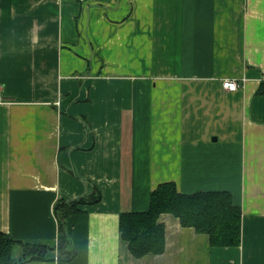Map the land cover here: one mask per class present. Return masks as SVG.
<instances>
[{"label":"crops","instance_id":"obj_1","mask_svg":"<svg viewBox=\"0 0 264 264\" xmlns=\"http://www.w3.org/2000/svg\"><path fill=\"white\" fill-rule=\"evenodd\" d=\"M164 181L231 191L240 245L165 213L134 256L120 215ZM95 189L75 256L23 264H264V0H0V230L56 247L57 202Z\"/></svg>","mask_w":264,"mask_h":264},{"label":"trees","instance_id":"obj_2","mask_svg":"<svg viewBox=\"0 0 264 264\" xmlns=\"http://www.w3.org/2000/svg\"><path fill=\"white\" fill-rule=\"evenodd\" d=\"M101 199L100 192L95 189L89 196L57 202L55 213L60 224V236L56 247L24 242L0 230V264L44 260L48 252L54 249H58V258L71 260L75 256L74 249L64 248L70 240L64 225L66 219L79 210V204H95ZM165 213L179 218L183 226L207 233L212 245L238 246L242 241L243 210L235 202L231 191L202 190L183 193L175 181H164L152 190L147 210L126 211L120 215L121 236L128 242L134 256L159 254L165 250L166 227L160 221L161 215Z\"/></svg>","mask_w":264,"mask_h":264},{"label":"built area","instance_id":"obj_3","mask_svg":"<svg viewBox=\"0 0 264 264\" xmlns=\"http://www.w3.org/2000/svg\"><path fill=\"white\" fill-rule=\"evenodd\" d=\"M240 84H239V81L237 79H225L223 80V87L228 89V90H237L239 88Z\"/></svg>","mask_w":264,"mask_h":264},{"label":"rangeland","instance_id":"obj_4","mask_svg":"<svg viewBox=\"0 0 264 264\" xmlns=\"http://www.w3.org/2000/svg\"><path fill=\"white\" fill-rule=\"evenodd\" d=\"M90 194H92V193H90ZM90 194H88L87 196H89ZM84 196H86V195H84ZM81 197H83V196H79V197H77L76 199H79V198H81ZM75 199V200H76ZM80 205H83V204H79L78 206H79V210L81 209V207H80ZM84 205H91V204H84ZM78 210V211H79Z\"/></svg>","mask_w":264,"mask_h":264}]
</instances>
